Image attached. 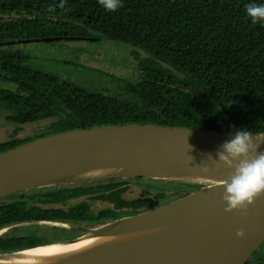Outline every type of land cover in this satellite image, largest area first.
<instances>
[{"label": "trees", "instance_id": "1", "mask_svg": "<svg viewBox=\"0 0 264 264\" xmlns=\"http://www.w3.org/2000/svg\"><path fill=\"white\" fill-rule=\"evenodd\" d=\"M249 3L264 0H121L116 11L98 0H0V44L113 43L131 48L127 63H135L130 76H113L116 88L94 89L35 66L23 45L0 47V120L13 126L0 153L58 132L131 123L264 138V23L246 15ZM26 127L35 129L20 137ZM188 187L172 199L201 188ZM164 192L144 195L139 207L169 202ZM25 193L0 201V230L48 218L28 210ZM34 246L0 238V253Z\"/></svg>", "mask_w": 264, "mask_h": 264}, {"label": "water", "instance_id": "2", "mask_svg": "<svg viewBox=\"0 0 264 264\" xmlns=\"http://www.w3.org/2000/svg\"><path fill=\"white\" fill-rule=\"evenodd\" d=\"M57 41L63 39L0 47ZM232 135L153 123L50 134L0 153V201L35 189L110 179L199 185L154 210L92 230L84 238L109 240L46 264H247L264 245V192L246 209L226 212L223 183L234 170L207 158H215ZM239 230L243 236L236 235ZM23 251L0 255V264Z\"/></svg>", "mask_w": 264, "mask_h": 264}, {"label": "flooded vegetation", "instance_id": "3", "mask_svg": "<svg viewBox=\"0 0 264 264\" xmlns=\"http://www.w3.org/2000/svg\"><path fill=\"white\" fill-rule=\"evenodd\" d=\"M71 41L81 42L76 39ZM149 180L153 179L142 177L110 179L28 191L29 193L36 192L37 195L41 196L40 199L35 202L28 198L21 201H29L31 206L28 210H37L46 214L48 218L16 224L8 227V229L4 228V231L2 229L0 233L4 234L12 228L17 229L16 232H18V228L30 226L31 228H28L26 233L20 235H11V233L7 236L21 239L26 245L34 244L33 248L52 244H71L103 225L146 212L144 207H139L140 200L145 196L153 197L155 194L161 193L160 190L153 192L149 188ZM169 183L173 186L171 187L173 192H164L170 196L169 202L173 194L178 191L182 194L187 193L190 189L188 186L192 185L175 181ZM113 193H117L118 198H121V200H115L112 197ZM63 216H66V218H63ZM36 225H46L44 227L45 231L40 233L41 228L35 229ZM48 232L50 235L46 234ZM46 236L48 237L46 238ZM29 249H32V247H29ZM3 254L7 253H0V255ZM254 259L264 261V256L257 253L252 260Z\"/></svg>", "mask_w": 264, "mask_h": 264}, {"label": "rangeland", "instance_id": "4", "mask_svg": "<svg viewBox=\"0 0 264 264\" xmlns=\"http://www.w3.org/2000/svg\"><path fill=\"white\" fill-rule=\"evenodd\" d=\"M21 48L30 54L35 66L43 67L46 70L59 74L63 78L74 80L78 84L87 85L94 89L107 88L108 86L116 88L117 83L113 82V76L127 77L135 73V69L133 68L135 63L129 65L127 63L128 60H132L129 54L131 48L124 45L113 43L86 45L83 42L73 41L63 44L32 43L23 45ZM11 128H13L12 124L0 120V143L9 140ZM34 129V127H26L19 136L21 137L22 135L24 137L29 135ZM169 182L149 180L148 184L153 192H156L155 190L173 192L171 189L173 186ZM22 196V200L28 198L33 202L37 199L39 200L41 197L36 192H26ZM20 199L21 195L16 197V200ZM171 200L173 199L171 198ZM45 226L36 225L35 229L41 228V231H39L41 233L45 231ZM22 228H18V232H16L17 229H9L4 234L0 233L2 234L0 237L10 235L11 233V235H20L26 233L27 229L31 227L24 226ZM46 234L50 235L49 232ZM257 253L264 256V245Z\"/></svg>", "mask_w": 264, "mask_h": 264}, {"label": "clouds", "instance_id": "5", "mask_svg": "<svg viewBox=\"0 0 264 264\" xmlns=\"http://www.w3.org/2000/svg\"><path fill=\"white\" fill-rule=\"evenodd\" d=\"M98 3L108 11H116L121 6V0H98ZM245 11L253 23H264V4L249 3ZM260 142L264 141L256 139L251 131L238 130L220 146L215 158L211 154L207 156L213 163L234 170L223 183L226 212L246 209L264 192V151L259 150ZM203 170L207 172L208 168ZM236 235L243 236V231H237Z\"/></svg>", "mask_w": 264, "mask_h": 264}, {"label": "bare ground", "instance_id": "6", "mask_svg": "<svg viewBox=\"0 0 264 264\" xmlns=\"http://www.w3.org/2000/svg\"><path fill=\"white\" fill-rule=\"evenodd\" d=\"M108 240V238H82L71 244L39 246L25 250L18 256L12 257L1 264H46L54 259L82 252Z\"/></svg>", "mask_w": 264, "mask_h": 264}]
</instances>
